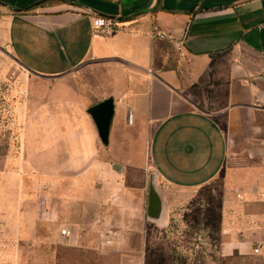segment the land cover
<instances>
[{
	"label": "crops",
	"instance_id": "obj_1",
	"mask_svg": "<svg viewBox=\"0 0 264 264\" xmlns=\"http://www.w3.org/2000/svg\"><path fill=\"white\" fill-rule=\"evenodd\" d=\"M36 1L0 0V46L54 80L53 96L24 121L21 144L36 173L66 180L64 206L78 203L72 176H98L108 197L122 189L124 168L144 163L156 179L131 189L147 198L129 206L145 208V223L167 218L155 180L192 190L223 175L246 201L252 190L264 203V0H41L27 9ZM94 16L113 19L114 33L93 35ZM108 98L103 142L88 109ZM89 184L75 183L81 191ZM65 220L69 234L54 237L91 238L80 235L83 218ZM131 236L102 245L100 231L87 248L96 264H141ZM245 239L225 249L251 252Z\"/></svg>",
	"mask_w": 264,
	"mask_h": 264
},
{
	"label": "rangeland",
	"instance_id": "obj_2",
	"mask_svg": "<svg viewBox=\"0 0 264 264\" xmlns=\"http://www.w3.org/2000/svg\"><path fill=\"white\" fill-rule=\"evenodd\" d=\"M52 87L54 80L26 71L0 46V264H96L94 251L87 247L96 244L100 231V244H105L109 230L105 227H111L113 241L118 243L127 233H136L138 238L131 236L130 241L138 247L141 264H264V248L253 253L264 240V222L254 218L264 214V203L254 200L252 190L246 192V201L223 175L192 190L163 186L155 180L166 201L163 222L145 223V208L129 206V199L147 198V190L131 189L147 187L151 176L156 179L146 163L124 169L116 163L123 169L117 179L122 189L108 197L99 191L103 179L98 176H72V198L78 203L64 206L66 180L50 182L36 173L21 144L24 121L53 96ZM109 177L113 181L111 173ZM253 178L249 187L255 186ZM77 182L90 184L81 191L76 189ZM66 217L83 218L80 235L91 237L86 243L71 245L53 236L55 231L64 236ZM246 237L251 252L225 249L229 242ZM126 257L132 260L135 255L127 253Z\"/></svg>",
	"mask_w": 264,
	"mask_h": 264
},
{
	"label": "built area",
	"instance_id": "obj_3",
	"mask_svg": "<svg viewBox=\"0 0 264 264\" xmlns=\"http://www.w3.org/2000/svg\"><path fill=\"white\" fill-rule=\"evenodd\" d=\"M116 27V22L108 17H102V16H94L91 18V28H92V34L95 36H101V35H110L114 33ZM160 36H164L163 34H160ZM62 235H68L69 232L66 229L61 230ZM105 244H112V241L114 240V234L110 233L108 231L105 234ZM261 251V247L259 245H256L253 248V253L258 254Z\"/></svg>",
	"mask_w": 264,
	"mask_h": 264
},
{
	"label": "water",
	"instance_id": "obj_4",
	"mask_svg": "<svg viewBox=\"0 0 264 264\" xmlns=\"http://www.w3.org/2000/svg\"><path fill=\"white\" fill-rule=\"evenodd\" d=\"M111 111H112V100L109 98L103 100L102 102L88 109V112L91 114L90 116H92V118L96 123L100 138L102 139L103 142L106 141L107 129L109 124V119L111 116Z\"/></svg>",
	"mask_w": 264,
	"mask_h": 264
},
{
	"label": "trees",
	"instance_id": "obj_5",
	"mask_svg": "<svg viewBox=\"0 0 264 264\" xmlns=\"http://www.w3.org/2000/svg\"><path fill=\"white\" fill-rule=\"evenodd\" d=\"M39 3H41V0H38V1L34 2V3H32L31 5L28 6L27 9H30V8H32L33 6H35V5L39 4Z\"/></svg>",
	"mask_w": 264,
	"mask_h": 264
}]
</instances>
